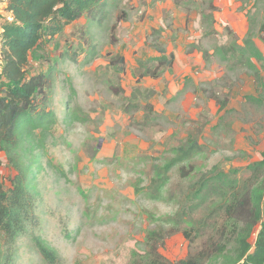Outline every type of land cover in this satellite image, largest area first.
<instances>
[{
    "label": "rangeland",
    "instance_id": "374dc122",
    "mask_svg": "<svg viewBox=\"0 0 264 264\" xmlns=\"http://www.w3.org/2000/svg\"><path fill=\"white\" fill-rule=\"evenodd\" d=\"M103 1L101 15L67 25L27 67L56 69L46 104L58 115L36 152L32 232L64 264H143L153 252L176 262L223 225L231 239L222 198L195 197L197 181L222 171L243 182L264 151V62L245 46L264 53V0ZM159 48L193 66L171 99L175 70L148 75ZM15 173L0 151L6 189ZM31 238L18 237V264H48Z\"/></svg>",
    "mask_w": 264,
    "mask_h": 264
},
{
    "label": "trees",
    "instance_id": "16d2710c",
    "mask_svg": "<svg viewBox=\"0 0 264 264\" xmlns=\"http://www.w3.org/2000/svg\"><path fill=\"white\" fill-rule=\"evenodd\" d=\"M103 0H8L13 19L3 25V48L0 56V151L15 170L6 189L0 174V264H18L15 244L19 236H32L39 253L48 264H64L58 250L32 232L39 221L35 213L42 199L38 173L40 157L45 154L46 140L58 121L54 109H48L56 69L29 75L31 58L41 59V47L52 41L65 27L85 15H101ZM107 4V3H106ZM100 17V16H98ZM264 30V26H263ZM264 42V37L262 38ZM250 56L264 62V53L252 40H246ZM239 47L243 54L247 48ZM236 50L231 49L234 53ZM153 60L157 65L148 75L159 78V71L171 69L175 54L159 48ZM94 51L91 52V55ZM124 61V58H120ZM41 128V136L35 130ZM250 173L243 182L225 172L202 176L195 197L200 194L222 198L219 205L230 222L231 239H226L223 225L218 240L209 238L202 243L199 254L190 252L185 259L173 262L153 252L143 264H264V151L261 159L249 163ZM193 238V231H185ZM255 235V243L251 238Z\"/></svg>",
    "mask_w": 264,
    "mask_h": 264
},
{
    "label": "crops",
    "instance_id": "0c3cea01",
    "mask_svg": "<svg viewBox=\"0 0 264 264\" xmlns=\"http://www.w3.org/2000/svg\"><path fill=\"white\" fill-rule=\"evenodd\" d=\"M13 19L12 13L8 10V3L7 0H0V56L3 48V39H2V33H3V25L7 22ZM170 53H172L170 51ZM168 53V54H170ZM175 54V53H174ZM185 60L182 57V55L176 56L175 54V62L174 65L170 71L175 70L176 73L170 75V84H169V97L170 99L173 98L181 89L184 87V82L187 76L190 75L188 73L191 69L190 66L192 64L189 62V59L186 60L187 68L184 67ZM193 67V66H192ZM158 79V78H153ZM181 92V91H180Z\"/></svg>",
    "mask_w": 264,
    "mask_h": 264
},
{
    "label": "built area",
    "instance_id": "2783aa9c",
    "mask_svg": "<svg viewBox=\"0 0 264 264\" xmlns=\"http://www.w3.org/2000/svg\"><path fill=\"white\" fill-rule=\"evenodd\" d=\"M1 69V68H0ZM263 208H264V206H263Z\"/></svg>",
    "mask_w": 264,
    "mask_h": 264
}]
</instances>
